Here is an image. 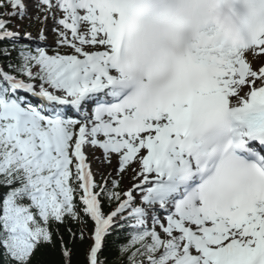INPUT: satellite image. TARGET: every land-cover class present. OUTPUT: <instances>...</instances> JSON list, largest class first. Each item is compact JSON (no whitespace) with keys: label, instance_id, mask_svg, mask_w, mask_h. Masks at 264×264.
<instances>
[{"label":"snow or ice","instance_id":"snow-or-ice-1","mask_svg":"<svg viewBox=\"0 0 264 264\" xmlns=\"http://www.w3.org/2000/svg\"><path fill=\"white\" fill-rule=\"evenodd\" d=\"M61 229L86 264H264V0H0V264H72Z\"/></svg>","mask_w":264,"mask_h":264},{"label":"trees","instance_id":"trees-1","mask_svg":"<svg viewBox=\"0 0 264 264\" xmlns=\"http://www.w3.org/2000/svg\"><path fill=\"white\" fill-rule=\"evenodd\" d=\"M68 227H71L74 231L81 227V225H77L75 223H71L68 225ZM61 231L64 234L65 240L69 241V246L73 248L74 254L72 257V264H86L85 261V253L87 246L89 244V241H80L78 238L76 239L75 243H72L67 231L65 229H61ZM87 231V230H86ZM114 238H110L112 240ZM112 253H114V248L112 249ZM109 249L106 248L104 255H110ZM43 259L45 261V264H63V258L60 253V247L59 244L55 248H48L43 250Z\"/></svg>","mask_w":264,"mask_h":264},{"label":"rangeland","instance_id":"rangeland-1","mask_svg":"<svg viewBox=\"0 0 264 264\" xmlns=\"http://www.w3.org/2000/svg\"><path fill=\"white\" fill-rule=\"evenodd\" d=\"M53 25L51 24V22H49L48 27H47V31H46V35H47V40H46V44L48 46H50L51 48H55L56 47V34L55 32L52 31ZM30 31L33 32V28L29 29ZM62 52L64 51H70V49H61ZM260 62V60H257L256 63L258 64ZM100 152L99 150H96L94 153L91 152V161L95 163V168L94 170L97 173V180L100 179V175L101 174H107L110 170H111V166H104L102 164H100L97 160L93 159L94 156H99ZM115 160H113V164H114ZM130 185V181L128 180L127 177H125V180L123 181V185L122 186H129Z\"/></svg>","mask_w":264,"mask_h":264},{"label":"bare ground","instance_id":"bare-ground-1","mask_svg":"<svg viewBox=\"0 0 264 264\" xmlns=\"http://www.w3.org/2000/svg\"><path fill=\"white\" fill-rule=\"evenodd\" d=\"M38 28H39V26L33 28V35H36V33L38 31ZM114 164H115V162H114ZM91 167H92L93 172L96 173V171L94 170V168H95V163L94 162H91Z\"/></svg>","mask_w":264,"mask_h":264}]
</instances>
